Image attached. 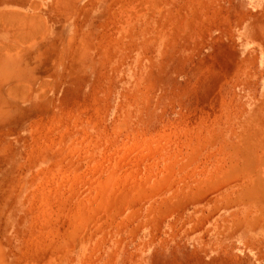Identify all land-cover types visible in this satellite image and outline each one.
<instances>
[{
  "label": "rangeland",
  "instance_id": "obj_1",
  "mask_svg": "<svg viewBox=\"0 0 264 264\" xmlns=\"http://www.w3.org/2000/svg\"><path fill=\"white\" fill-rule=\"evenodd\" d=\"M0 264H264V0H0Z\"/></svg>",
  "mask_w": 264,
  "mask_h": 264
}]
</instances>
